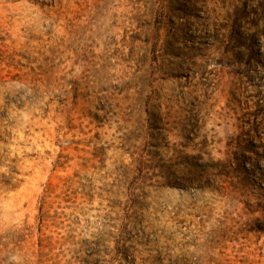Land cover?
Instances as JSON below:
<instances>
[{
    "label": "rangeland",
    "instance_id": "1",
    "mask_svg": "<svg viewBox=\"0 0 264 264\" xmlns=\"http://www.w3.org/2000/svg\"><path fill=\"white\" fill-rule=\"evenodd\" d=\"M0 264H264V0H0Z\"/></svg>",
    "mask_w": 264,
    "mask_h": 264
},
{
    "label": "trees",
    "instance_id": "2",
    "mask_svg": "<svg viewBox=\"0 0 264 264\" xmlns=\"http://www.w3.org/2000/svg\"><path fill=\"white\" fill-rule=\"evenodd\" d=\"M45 204H46V197H45V194L44 196L42 197V200H41V206H40V213H39V216H38V220L40 222V224H42L45 220V213L43 212L44 211V207H45ZM46 246H49V251L50 252L52 250V243H50L49 245H45L43 246L42 244H40V252L36 253V255L40 256V258H42L43 256H46L48 255L49 253H45L43 252L42 250L46 247ZM35 254V253H34ZM40 263H42V261L39 259Z\"/></svg>",
    "mask_w": 264,
    "mask_h": 264
}]
</instances>
